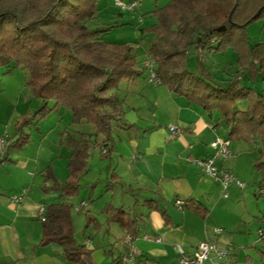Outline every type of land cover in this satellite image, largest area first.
Listing matches in <instances>:
<instances>
[{
	"label": "crops",
	"instance_id": "obj_1",
	"mask_svg": "<svg viewBox=\"0 0 264 264\" xmlns=\"http://www.w3.org/2000/svg\"><path fill=\"white\" fill-rule=\"evenodd\" d=\"M141 21L140 17L137 23ZM144 55L143 64L150 57L147 52ZM137 70L140 75L134 82L123 81L119 86L121 120L126 126L115 127L107 142L102 134L97 136L88 166L78 178L76 195L63 196L52 188L54 180H67L71 152L61 143L65 130L59 119L47 130L36 125L34 132L6 136L10 143L0 164V264H75L65 259L60 245H39L45 208L59 201L72 205L75 237L88 250L89 264H124L121 258L130 250L137 260L172 264L179 255L177 246L191 254L201 241L229 250L222 264H264V198L249 199L243 187L233 183L224 196L220 181L192 162L212 154L209 143L214 139L229 140V126L215 112L149 82L145 65L137 64ZM246 108L247 103L240 102L238 109ZM170 124L180 127L181 134L170 138ZM231 155L221 165L240 177L234 167L240 157ZM257 158L249 159L253 174ZM255 181L257 196L264 195L259 192L264 185L259 187L258 175ZM102 184L104 190L98 195ZM23 190L21 201L12 202L11 196ZM116 191L132 195V209L112 204ZM108 193L109 204L103 201ZM78 195L84 197L78 201ZM176 199L189 203L178 208ZM106 206L118 214H106ZM196 206L206 209L205 216L194 212ZM80 210L88 211L83 221ZM121 216L136 220L132 231L120 225ZM109 219L113 223L105 227L103 220Z\"/></svg>",
	"mask_w": 264,
	"mask_h": 264
},
{
	"label": "trees",
	"instance_id": "obj_2",
	"mask_svg": "<svg viewBox=\"0 0 264 264\" xmlns=\"http://www.w3.org/2000/svg\"><path fill=\"white\" fill-rule=\"evenodd\" d=\"M100 1L0 0V66H22L28 71L26 84L42 101L36 110L41 116L64 107L71 111L73 123L92 127V132L78 131L76 135L64 131L61 143L71 150L68 178L63 183L54 180L52 188L68 197L78 192V178L88 166L97 136L102 134L107 142L115 127L126 126L121 120L123 98L119 86L123 81L134 82L140 75L132 46L103 38L111 25L97 26L103 8ZM154 14L158 22L150 30L156 41L147 53L155 62L159 83L207 112L219 110L230 128V139L258 140L254 167L261 175V187L264 95L240 85L238 79L218 84L203 66L192 72L185 67V58L191 47L206 46L214 52L233 48L239 51L242 68L254 78L258 73L264 77V42L250 45L246 36L250 23L264 21V0H169ZM219 27L224 29L218 31ZM236 100H246L247 108L239 110ZM34 117L22 114L17 133ZM188 203L183 201L182 206ZM71 209L68 201L46 206L39 245L56 243L66 260L89 264L88 250L75 237ZM193 210L202 217L206 214V209L199 206ZM103 211L110 214L112 208L106 206ZM124 217L118 218L120 225L132 231L136 220Z\"/></svg>",
	"mask_w": 264,
	"mask_h": 264
},
{
	"label": "rangeland",
	"instance_id": "obj_3",
	"mask_svg": "<svg viewBox=\"0 0 264 264\" xmlns=\"http://www.w3.org/2000/svg\"><path fill=\"white\" fill-rule=\"evenodd\" d=\"M114 1L115 0L100 1L99 5L103 6V8L100 10V14L97 18V26L107 27L111 25V28L103 33V38L108 42L126 43L132 46L136 62L139 68H143V61L145 60L144 54L148 52L149 46L156 41L154 32L150 30L158 22L154 10L164 6L169 0H137L139 4L134 11H121V14H119V11L115 8ZM140 17L142 21L138 24L137 22ZM246 36L250 45L264 42V21L256 20L250 23L246 28ZM238 57L239 51L233 48H227L221 52H214L208 50L206 46L200 48L191 47L189 49V54L186 55L185 58V67L196 73L200 66H203L205 71L211 75L214 82L218 84H227L234 79H238L240 85L250 87L264 95V77L259 73L255 78L252 77L246 69L241 67V64L238 62ZM28 76V71L22 66H0V137H14L18 135L16 124L22 118V113L35 116L32 119V123L22 126V131L34 132V126L36 125L47 130L57 119L60 120L61 129L73 135H76L78 131L89 132V130L92 129L89 124L73 123L71 111L64 107L50 114L47 112L43 116L40 115V112H36L37 106L42 101L35 98L27 86L26 82ZM240 102L247 103L246 100H236L237 108H239ZM49 104L51 105V103ZM48 105L47 108L49 107ZM212 111L216 113L220 121H223L219 110L214 109ZM7 140L10 142V138L7 137ZM229 145L230 152L235 154L234 156L240 157L239 162L237 160V165L234 164V167L235 170L242 175L236 177V179L243 183L242 191L247 193L245 195H247L249 199L251 198L254 200L256 197L264 198V195L257 196L258 181L254 182L255 177L258 175V180H260L261 175L258 172L253 174L249 168V159L252 156L256 157L259 155L258 149L260 148V143L257 139H255L254 142H250L244 138H239L229 139ZM232 159L233 157L230 158L231 162ZM128 160L129 159L126 158V162ZM252 169L253 166L251 167V170ZM102 173L104 176V172ZM103 185L105 184H102V188L99 190L98 195L103 192ZM115 194L112 204H116L117 208L122 205L125 208H129L130 206L132 209L134 198L130 193L125 191L122 193L120 191V193H118V191H116ZM109 195L110 193L103 199V201H108V204L110 203L109 201H111ZM83 197L78 195V201ZM114 211L117 210L115 209ZM77 213L78 212L73 211V215H77ZM87 213L88 211L80 210L79 215L82 217V221ZM91 214L93 215L94 213L91 212ZM103 223L106 227V225L113 223V221L110 219L109 221L103 220Z\"/></svg>",
	"mask_w": 264,
	"mask_h": 264
},
{
	"label": "built area",
	"instance_id": "obj_4",
	"mask_svg": "<svg viewBox=\"0 0 264 264\" xmlns=\"http://www.w3.org/2000/svg\"><path fill=\"white\" fill-rule=\"evenodd\" d=\"M138 4L137 0L114 1V6L123 12L134 11ZM144 65L148 81L152 83H159V80L156 77L154 60L151 57H148ZM168 130L170 138L181 134V128L174 124H170L168 126ZM9 143L10 142L7 140L6 136L0 137V164H2L5 151ZM209 146L213 150L211 155L204 158H196L192 162L197 165L205 175L218 179L224 191L223 195L226 196L227 193L225 191L229 184L233 183L239 187L243 186L241 181L236 179L229 170L221 165V163L225 162L231 156V152L229 150V140L216 138L209 143ZM102 153H106V150L103 149ZM259 192L264 193V190L260 189ZM24 193L25 190L18 195L11 196V201L20 202ZM175 205L178 208H182L183 200L176 199ZM40 210L43 211V208ZM41 220L43 221L44 217H42ZM259 235H262L261 229L259 230ZM157 241H159V239H157ZM177 249L179 255L176 261L172 264H222V260L229 254V250L227 248H220L207 241L199 242L196 249L191 254H186L180 246H177ZM121 261L124 264H161L148 259L137 260L131 250L122 256Z\"/></svg>",
	"mask_w": 264,
	"mask_h": 264
},
{
	"label": "water",
	"instance_id": "obj_5",
	"mask_svg": "<svg viewBox=\"0 0 264 264\" xmlns=\"http://www.w3.org/2000/svg\"><path fill=\"white\" fill-rule=\"evenodd\" d=\"M232 10H233V9H232ZM231 13H232V11H231L230 14H229V21H230V15H231ZM223 29H224V27H219V28H217L218 31L223 30Z\"/></svg>",
	"mask_w": 264,
	"mask_h": 264
}]
</instances>
